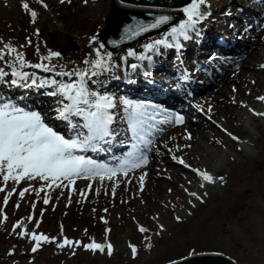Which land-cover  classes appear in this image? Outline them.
Wrapping results in <instances>:
<instances>
[{"label": "snow or ice", "instance_id": "obj_1", "mask_svg": "<svg viewBox=\"0 0 264 264\" xmlns=\"http://www.w3.org/2000/svg\"><path fill=\"white\" fill-rule=\"evenodd\" d=\"M42 6L48 5L40 0ZM65 0H60L64 3ZM71 3V0H67ZM88 0H84L87 4ZM208 0H190V2L179 9L183 18L178 23L164 32L158 39H154L143 45V51L139 54L134 49H128L120 61L125 65L124 75L129 83L143 74L149 75L148 68L155 63V57L162 56L163 49L182 50L185 41L193 39V35H199L201 22L206 21L210 13L206 9ZM210 7V5H208ZM23 10L30 15L31 23L35 24L38 13L30 7L27 2L22 3ZM173 21L171 14L153 15L151 20H135L124 27L120 40L111 41L115 47L121 41L134 40L152 30L160 29ZM36 35L39 34L37 29ZM0 62L4 64L0 67V84L8 89H46V94L58 98L55 108L56 115L53 119H48L47 114L36 107H32L25 96L0 95V180L5 186L12 182V190L8 191L4 197V205L16 191L17 185L21 182L28 184L18 192L21 199L29 191L36 192L39 197L41 192H48L42 197L43 204L50 203V191L56 189H70L79 191L81 197L86 198V193L92 190L93 184H99L101 188L106 182H111V194L116 195V189L121 183H130V174L140 171L139 185L143 191L147 172L143 171L150 163V154L155 150L159 154L156 146L157 136L164 131L167 126L180 125L185 122V117L176 114L161 104L133 98L128 95H117L108 91V82L112 79H120L116 76L121 64L114 61L112 51L107 50L106 43L101 42L97 35H93L90 44L96 45L88 56L82 60L83 66H73L67 69L66 66L53 63L54 58H60L61 52L49 50L47 55L40 57L39 62L31 63L26 59L23 48L25 45L14 46L10 42H0ZM27 45H31V38H26ZM40 48L36 46V52ZM135 58L137 62L128 63L129 58ZM212 59H215L213 57ZM147 62V65L144 62ZM264 68V65H261ZM40 70L48 75H39L35 71ZM181 85L177 83V88ZM264 101V96L258 97ZM198 110L204 113L209 120L212 119L204 109ZM211 109H209V112ZM255 115L264 116V112H255ZM227 135L238 140L239 137L224 129ZM191 133L187 139H191ZM175 140V137H172ZM190 147V145H185ZM121 149L120 155H116L114 149ZM164 148L171 154V159L177 163L191 168L204 182L216 183L217 179L224 182L223 176L214 177L207 170L192 168L183 157L177 156L165 143ZM176 151H179L177 146ZM93 154H105L102 159H97ZM87 181V187L83 190L76 188L77 181ZM191 183V181H189ZM35 184H40L37 190ZM201 188L204 187L202 183ZM5 188L0 187V192ZM187 192V189H185ZM171 192V189H169ZM96 194H100V189H96ZM189 195L198 201L203 202L202 196L196 192ZM208 193L204 192L203 196ZM69 205L72 203L68 198ZM20 207L19 204L16 205ZM33 209L35 205L32 206ZM192 207H195L193 204ZM108 211L107 208L104 209ZM191 213H189L190 215ZM43 213H41V216ZM7 220V216L3 217ZM26 219H32L28 217ZM105 224L107 219L102 217ZM181 216H176V221H181ZM36 227H39L37 224ZM21 228L18 233L21 237H30L34 242L31 247L33 253L37 252L43 244L55 243L59 249H74L83 247L89 251H105L109 256L113 254L111 242L100 243L94 238L88 243L80 240L70 239L63 235L61 226L60 237H49L43 233L37 234L29 232L24 221H18L13 230ZM163 230V225H160ZM141 233H147L149 229L139 226ZM87 231V230H85ZM106 229L105 232H110ZM145 239H149L145 237ZM151 247V244L148 245ZM131 254L135 257L138 249L135 245H130ZM11 254V253H10ZM75 255V252L72 253Z\"/></svg>", "mask_w": 264, "mask_h": 264}, {"label": "rangeland", "instance_id": "obj_2", "mask_svg": "<svg viewBox=\"0 0 264 264\" xmlns=\"http://www.w3.org/2000/svg\"><path fill=\"white\" fill-rule=\"evenodd\" d=\"M48 1L43 2L48 5L47 8L42 4L32 8L38 13L35 24L31 23L30 15L17 7L14 13H17L18 20L0 18V37L3 38L0 42L13 40V43L25 45L23 50L36 48L37 45L39 48L56 49L62 54L56 60L59 70L60 65L64 66L65 59L78 64V58L83 57L87 47H90L91 36H105V20L112 8V0H95L87 4L84 0L65 1L63 4L60 0ZM95 11L100 12L99 17L90 15ZM25 26L29 29L25 30ZM33 28L43 35H36L33 31L39 41L27 45L25 37ZM254 133L256 136L253 138L259 140L255 150L257 159L245 161L233 173L228 172L230 187L224 197L202 207L187 206L189 212L184 216L178 209H184L185 202L191 198L183 201V195L176 192H168L165 196H172L167 197L170 207H166L164 200L160 199L157 203L153 202L154 206L149 210L146 209V200L141 203L142 208L121 201L115 207L111 200L100 195L84 198L76 194L71 198L70 205L62 193L54 195L47 205L42 201L44 193L28 201L19 198L7 205L0 199V264H163L172 256L186 255L190 247L196 250H191L188 255L211 250L227 254L239 264H264V127L255 128ZM225 149L215 148L213 152ZM172 199L178 201L179 207L172 205ZM158 210L163 211L162 214ZM166 213L165 219L174 225H166V221L161 220ZM5 215L7 220L3 219ZM178 215L182 217L181 221L175 220ZM28 217L32 219H26ZM102 217L108 220L107 224L101 220ZM21 220L29 232L49 237H60L62 226L63 235L73 240L88 243L94 238L100 243L111 242L113 254L109 256L106 251H89L82 246L71 250L67 247L59 249L55 243H42L41 248L33 253L31 247L34 242L30 237H21L18 234L23 231L21 228L13 230ZM37 224L39 227H36ZM141 225L149 231L141 233L138 230ZM160 225H163V230ZM103 226H109L111 231L106 233ZM149 244L151 247H148ZM130 245L138 249L135 257L131 254Z\"/></svg>", "mask_w": 264, "mask_h": 264}, {"label": "bare ground", "instance_id": "obj_3", "mask_svg": "<svg viewBox=\"0 0 264 264\" xmlns=\"http://www.w3.org/2000/svg\"><path fill=\"white\" fill-rule=\"evenodd\" d=\"M113 1L119 5L117 0ZM120 1L124 4L127 3L123 0ZM241 1L214 0L209 9L210 15L207 17L206 23L199 26L200 34L198 36L193 35V39L190 41L191 50L189 51L194 56L190 57L191 55L188 52L185 54L180 52V57H176L173 61L175 63L179 60V69L188 75H193L195 69L198 68L195 64L206 68V72L196 79L198 85L202 84L198 92L203 94L199 96V93H197L194 96L198 95V100L201 102L200 108L204 109V112H208L212 119L209 120L204 113L199 111L195 107L194 101H189L190 97L188 96L189 106L192 107L193 113L196 115L194 121L185 118L183 124L167 126L161 132L162 135L156 140L159 154L154 150L150 154V163L143 169V171L147 172L143 191L139 190L140 171L137 170L135 174H130L128 177L131 181L130 183H121L116 189V195L113 197L115 200L126 201V199H129L130 203L128 205L135 204L138 208H142L141 203L146 200V203H148L146 209L149 210L154 206L153 202L157 203L160 199L168 204L167 197L171 196H165L171 189V193L176 192L180 196L182 194L183 198L188 197L191 192H196L197 195L202 196L203 202L190 196L191 202L188 203L202 207L225 196L230 187L228 186L230 184L229 171L233 173V170L243 162L257 159L258 156L255 150L259 140L258 138H253L256 136L254 130L255 128L259 130L264 127V116L254 114L255 112H264V101L258 99V97L264 96V68H261V65H264V17L257 11V8L261 9L262 7L264 13V0H243L245 6L240 3ZM23 2L31 5L35 0H0L1 5L7 6L0 9V18L4 20L12 17L18 20L17 13H14V11L16 7L22 9ZM48 2L52 3L53 0ZM236 3L241 9L239 14H234L230 8L231 5ZM127 4L133 8L125 9L126 13L129 11L133 13L138 11L151 13L159 10V8L165 10V7L160 6ZM170 12L172 13V11ZM90 15L99 17L100 12L95 11L93 14L90 13ZM94 22L99 21L94 20ZM26 29H29V27L25 26ZM243 31L246 33L245 35L241 33ZM255 32L257 36L250 37L252 39H249V37L245 39L248 33L253 35ZM29 33H31V30ZM221 35L227 37L230 42L225 47L226 50L232 53L233 57L236 56L238 58L235 61V66L233 68L230 67L228 73L222 76V79H219L217 78V75H220L218 70L207 59L206 55L209 48H219L221 46L220 43H215L220 39ZM156 64V70H150L148 71L149 73L155 72L157 75L160 72L161 80L165 82L176 78L178 73L176 70L168 67L162 68L157 62ZM137 77L146 78L142 72ZM208 79H211V82L205 83ZM108 85V90H115L114 88L119 87L123 90H129V87H138L137 94L143 95L146 92L149 95H154L152 91L145 90L142 82L135 84L132 81L131 83L121 81L118 83L116 79H112L108 82ZM187 89L188 87L185 86L184 90L186 91ZM36 90L35 88L30 90L22 89L21 95L25 94L23 92H28L29 95H24L28 99V103L38 104L41 102L42 94H44L46 89H40L37 95L35 94ZM160 90L163 91L162 89ZM3 91L7 95H11L8 89H3ZM31 95L34 96L32 100H30ZM151 97L157 98V95ZM157 100L165 104H170L171 102L165 98H157ZM185 106V101L181 104H175V108L181 109L182 113ZM209 109H211L210 112ZM224 129H227L228 132L233 133L239 139H231ZM189 133H191L192 137L190 140L187 139ZM172 137H175V140H172ZM165 143L169 149L173 150L174 154L183 157L192 168H198L202 171L207 170L217 178L223 176L225 178L224 182H220L218 179L214 184L204 182L191 171V168H186L184 165L177 163V161L171 160V154L164 148ZM185 145H190V147H185ZM177 146H179V151H176ZM215 148L217 150L226 149L225 151L213 152ZM167 154L170 157L164 158L163 155ZM214 160L216 161L214 162ZM154 169H158V172H155ZM245 175H248L247 172H245ZM87 183V181L83 180L77 181L76 188L83 190L87 187ZM202 183L204 184L203 188L200 187ZM9 185V188L12 187L11 181ZM112 186L111 182H106L102 188L99 184H93L91 194L93 195L96 189L111 194ZM0 187H5L2 180H0ZM185 189H187V192ZM57 191L72 192L70 189L63 188L57 189ZM204 192H207L208 195L203 196ZM2 195L0 194V196ZM187 211L188 207L183 210L178 209L182 216L187 215ZM163 220L166 221V225H174L172 221H168L165 218ZM166 231L168 234L170 233V231ZM200 255L204 254L201 253ZM221 256H225L234 264H239L227 254L222 253Z\"/></svg>", "mask_w": 264, "mask_h": 264}, {"label": "water", "instance_id": "obj_4", "mask_svg": "<svg viewBox=\"0 0 264 264\" xmlns=\"http://www.w3.org/2000/svg\"><path fill=\"white\" fill-rule=\"evenodd\" d=\"M127 3L130 4H135V5H148V6H182L190 2V0H123ZM134 2V3H133ZM160 6V7H162ZM116 12L113 13L111 20H110V25L114 24V19L115 18ZM120 18V17H119ZM122 20L118 23H115L112 32L117 36L121 30V28L128 22L130 19L129 17L121 16ZM202 256V255H201ZM179 264H234L232 261H230L228 258L225 256H221L220 258L217 257H211V256H206V257H197L193 258L191 260L179 263Z\"/></svg>", "mask_w": 264, "mask_h": 264}]
</instances>
